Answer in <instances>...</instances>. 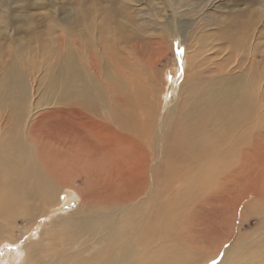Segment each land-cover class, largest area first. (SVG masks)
I'll return each instance as SVG.
<instances>
[{"label":"bare ground","instance_id":"bare-ground-1","mask_svg":"<svg viewBox=\"0 0 264 264\" xmlns=\"http://www.w3.org/2000/svg\"><path fill=\"white\" fill-rule=\"evenodd\" d=\"M98 5L68 8L44 83L12 61L0 77V249L16 264H264V29L175 6L187 62L166 102L160 57L115 18L128 6Z\"/></svg>","mask_w":264,"mask_h":264},{"label":"rangeland","instance_id":"rangeland-1","mask_svg":"<svg viewBox=\"0 0 264 264\" xmlns=\"http://www.w3.org/2000/svg\"><path fill=\"white\" fill-rule=\"evenodd\" d=\"M209 1L213 7L207 9L210 7L207 6ZM102 2L112 4L116 9L128 6L124 15L122 12L115 18L123 25V29L127 27L126 30L136 34L134 36L141 41L142 50L149 55L150 60L160 57L155 68L160 73L164 71L162 78L166 83V102L174 95L173 88L182 77V70L187 62L185 43L181 38L169 36L172 22L176 20L171 11L175 6H181L179 11L185 15L181 19L198 22L200 17H205L202 12L207 11L209 15L205 19L210 22L218 23V17L221 16L223 20L237 19L250 24V27L258 24L260 31L264 29V0H0V77L4 71L11 69L12 61L14 70L31 81L43 79L46 63H50L51 55L60 42L58 36L66 29V17L73 15L68 8L75 9L82 3L95 10L94 5L99 7L98 3ZM81 8L80 6L82 11ZM203 26L204 22L198 25V30ZM210 31L212 30L207 27L204 29L206 34ZM157 41L165 46L172 43V53H159V47L155 45ZM41 83H44V79ZM42 88L40 86L38 90L40 95L44 94ZM77 205V200L63 196V211L75 209ZM37 222L39 225H35L32 234L38 231L44 220ZM15 248L16 246H9L0 249V263L7 256L8 264H16Z\"/></svg>","mask_w":264,"mask_h":264}]
</instances>
